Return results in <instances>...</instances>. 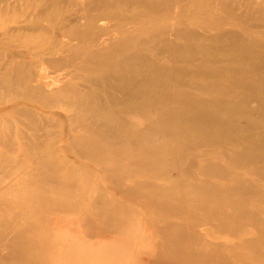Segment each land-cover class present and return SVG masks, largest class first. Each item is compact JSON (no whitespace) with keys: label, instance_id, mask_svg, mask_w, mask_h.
I'll use <instances>...</instances> for the list:
<instances>
[{"label":"rangeland","instance_id":"374dc122","mask_svg":"<svg viewBox=\"0 0 264 264\" xmlns=\"http://www.w3.org/2000/svg\"><path fill=\"white\" fill-rule=\"evenodd\" d=\"M138 2L159 14L142 9L119 35L108 30L111 42L88 43V77H112L119 54H143L185 83L129 82L126 92L173 97L170 118L114 113V93L103 104L113 131L99 127L61 157H15L0 123V264H264V0H178L168 13L170 0ZM166 27L200 33L188 45L208 55H160L150 35ZM222 34L244 50L210 41ZM132 37L136 49L114 43ZM193 110L218 124L189 119Z\"/></svg>","mask_w":264,"mask_h":264},{"label":"bare ground","instance_id":"6f19581e","mask_svg":"<svg viewBox=\"0 0 264 264\" xmlns=\"http://www.w3.org/2000/svg\"><path fill=\"white\" fill-rule=\"evenodd\" d=\"M177 1L170 0L165 13ZM153 6L157 7L138 0H0V23L5 24L0 29V48L4 49L0 51V123L10 134L3 140L6 150L13 152L15 157H61L77 145V140L88 138L99 127L112 132L114 124L103 112V104L114 98V93L122 96L113 105L114 113L125 115L130 111L151 110L161 112L163 118H170L163 105L173 103V97L155 95L140 88L126 92L129 82L137 85L157 84L158 81L185 83L184 79H175L170 69L145 62V55L119 54L118 62L109 67L112 77L100 80L88 77V43L94 45L105 36L111 42L108 30L118 28L115 35H119L118 30L126 27L123 22L133 21L142 9L149 16L159 14L152 12ZM102 8L107 10L102 17L91 15V9ZM159 30L162 33H153L150 37L160 39L155 47L160 55L183 59L182 50L202 58L208 55L199 47L188 45L191 38L203 37L195 30L167 27ZM169 37L184 43H174ZM209 38L213 43L214 39L233 42L234 52L244 50L229 34ZM114 43L123 47L121 51L140 45L133 37L119 38ZM260 60L263 62L264 56ZM259 69V66L254 67L252 74ZM153 73L159 75L153 76ZM187 73L185 69H176V74ZM179 100L190 105L187 100L180 97ZM92 102L96 103L93 109L89 107ZM52 112L59 114L52 116ZM9 119L13 120V125ZM189 119H199L202 125L210 127L218 124V117L205 110H193ZM41 141L48 144H40Z\"/></svg>","mask_w":264,"mask_h":264}]
</instances>
